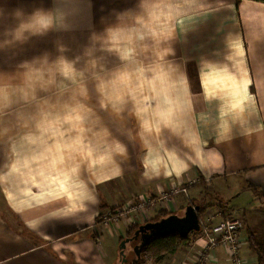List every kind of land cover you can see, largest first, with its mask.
I'll use <instances>...</instances> for the list:
<instances>
[{
  "label": "crops",
  "instance_id": "1",
  "mask_svg": "<svg viewBox=\"0 0 264 264\" xmlns=\"http://www.w3.org/2000/svg\"><path fill=\"white\" fill-rule=\"evenodd\" d=\"M53 6L0 0L8 14ZM57 6L67 30L0 49V264H118L133 225L189 205L208 227L240 219V256L259 264L249 237L264 247V0ZM17 23L6 15L0 38ZM45 55L78 60L101 83L70 85L59 72L24 83L19 65ZM81 105L91 109L78 129ZM208 196L246 205L210 213ZM133 199L142 211L96 224ZM210 245L194 231L190 244L143 264H230L222 244Z\"/></svg>",
  "mask_w": 264,
  "mask_h": 264
},
{
  "label": "clouds",
  "instance_id": "2",
  "mask_svg": "<svg viewBox=\"0 0 264 264\" xmlns=\"http://www.w3.org/2000/svg\"><path fill=\"white\" fill-rule=\"evenodd\" d=\"M53 5L49 9L36 8L30 13H25L23 8H15L10 14L0 10V23L5 20L6 15L18 20V23L14 27L6 29L3 37L0 38V49L11 44H23L32 37L43 36L50 31L67 30L69 25L66 12L57 6V0H53ZM49 65H54V67ZM19 68L22 70L20 75L24 83L31 81L33 84L37 80L43 81L45 73L50 74L53 78L56 72L70 77L76 71L72 62L67 58L57 57L56 60L50 62L47 55L42 60L41 58L25 60L19 65Z\"/></svg>",
  "mask_w": 264,
  "mask_h": 264
},
{
  "label": "rangeland",
  "instance_id": "3",
  "mask_svg": "<svg viewBox=\"0 0 264 264\" xmlns=\"http://www.w3.org/2000/svg\"><path fill=\"white\" fill-rule=\"evenodd\" d=\"M78 60H74V65L73 67L75 68V72L73 73L72 76L70 77H65L63 76L61 73H59V82H68V84L72 85V84H82L84 82H86L87 84H98V83H101V75H93V74H90V75H82L78 70H77V62ZM89 85V86H91ZM80 91L83 92V96L85 97L87 94H90V91H88L87 89H84V90H75L74 93H75V97H78L80 95ZM65 91H59L58 93H64ZM67 92V90H66ZM84 101V99H81ZM85 104V103H83ZM89 109H91V107H86L84 105H81L80 107H75L74 110H73V115H74V118H73V122L75 124V126H77V128H81V124L85 122L84 120V112L85 111H88ZM89 119H87L88 121ZM208 188V186L206 187ZM206 188H203V189H206ZM205 191V190H204ZM136 200H139V199H133L132 202H128V201H125V202H121L117 205H115L114 207L112 208H109L108 211H106L105 209H103V212L100 214L99 218L96 220V224L98 225H101V221L104 222L105 220V217L108 216L107 213H113V214H120V213H126L129 215V210L131 208V206L136 203ZM207 200L209 201V203H213V206L210 207L212 208L213 210H208L210 211V213H224L225 215L227 213H229V211H231V209L237 205L239 206H242V205H246L245 202H244V198H240L239 200H235L234 202H230L229 200H224L223 198L221 197H218V198H213L211 196H208ZM140 201V200H139ZM209 209V208H207ZM228 218V216H226ZM226 218L222 219V221H224ZM132 228V227H131ZM127 236V235H126ZM125 236V238H126ZM132 237V236H131ZM140 244V239L138 238L137 240H133L131 241L130 243H127V246L125 248V258H126V261L122 263V256L119 258L120 259V262L118 264H132L134 261L138 260V257H137V254L135 252V249L134 247L136 245ZM120 247V245H119Z\"/></svg>",
  "mask_w": 264,
  "mask_h": 264
},
{
  "label": "built area",
  "instance_id": "4",
  "mask_svg": "<svg viewBox=\"0 0 264 264\" xmlns=\"http://www.w3.org/2000/svg\"><path fill=\"white\" fill-rule=\"evenodd\" d=\"M179 190V188L171 190L169 193H167V195L177 193ZM145 206L146 203L143 200H136V203H134L128 211L129 215L126 213H107L108 216L105 217L104 222H114V220H117V217L119 216L130 218L131 215H136V213L142 211ZM104 222L101 221V223ZM200 223L201 227L198 231L201 232V235L203 237L209 240L211 244L210 247L222 244L228 250L230 264H245L243 258L240 256V248L244 241L240 234L241 228L243 226L242 221L240 219L227 218L224 221L217 223L213 227H208L207 224L204 222Z\"/></svg>",
  "mask_w": 264,
  "mask_h": 264
},
{
  "label": "water",
  "instance_id": "5",
  "mask_svg": "<svg viewBox=\"0 0 264 264\" xmlns=\"http://www.w3.org/2000/svg\"><path fill=\"white\" fill-rule=\"evenodd\" d=\"M198 209V206L189 205L186 207L182 216L172 214L167 217L160 218L157 221L141 225L138 230H136L134 236L127 237L121 241L120 253L122 256V263L126 261L125 248L127 243H130L133 240L140 238V244L134 247L137 257H140L143 247L153 236L173 231L184 233L198 231L201 227V221L197 212Z\"/></svg>",
  "mask_w": 264,
  "mask_h": 264
},
{
  "label": "trees",
  "instance_id": "6",
  "mask_svg": "<svg viewBox=\"0 0 264 264\" xmlns=\"http://www.w3.org/2000/svg\"><path fill=\"white\" fill-rule=\"evenodd\" d=\"M204 209H206L204 206L200 207L201 212ZM139 227V225H133L132 228L129 229L126 238L134 236L136 230H138ZM193 233L194 231H191L189 233L173 231L153 236L143 247L141 256L138 257V260L134 261L132 264H143L146 263L148 260L160 262L166 254L174 253L179 247L190 244V242L193 240ZM123 239L125 238H122L120 242ZM249 241L251 247L255 250L258 255L259 264H263L264 247L262 243L256 238H254L253 235H250Z\"/></svg>",
  "mask_w": 264,
  "mask_h": 264
},
{
  "label": "flooded vegetation",
  "instance_id": "7",
  "mask_svg": "<svg viewBox=\"0 0 264 264\" xmlns=\"http://www.w3.org/2000/svg\"><path fill=\"white\" fill-rule=\"evenodd\" d=\"M140 239V238H139Z\"/></svg>",
  "mask_w": 264,
  "mask_h": 264
}]
</instances>
